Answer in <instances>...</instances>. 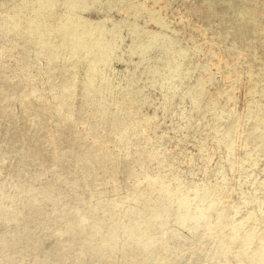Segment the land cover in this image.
<instances>
[{
	"label": "rangeland",
	"instance_id": "374dc122",
	"mask_svg": "<svg viewBox=\"0 0 264 264\" xmlns=\"http://www.w3.org/2000/svg\"><path fill=\"white\" fill-rule=\"evenodd\" d=\"M0 264H264V0H0Z\"/></svg>",
	"mask_w": 264,
	"mask_h": 264
}]
</instances>
